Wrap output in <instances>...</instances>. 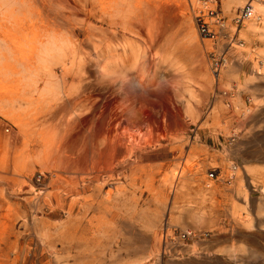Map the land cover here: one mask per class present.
Here are the masks:
<instances>
[{
  "label": "rangeland",
  "instance_id": "374dc122",
  "mask_svg": "<svg viewBox=\"0 0 264 264\" xmlns=\"http://www.w3.org/2000/svg\"><path fill=\"white\" fill-rule=\"evenodd\" d=\"M224 2L166 0L132 20L114 73L90 65L60 114L0 109V264H264V171L247 172L264 169V41L245 25L261 20L252 0ZM207 10L214 35L195 17ZM77 197L97 201L67 217Z\"/></svg>",
  "mask_w": 264,
  "mask_h": 264
},
{
  "label": "bare ground",
  "instance_id": "6f19581e",
  "mask_svg": "<svg viewBox=\"0 0 264 264\" xmlns=\"http://www.w3.org/2000/svg\"><path fill=\"white\" fill-rule=\"evenodd\" d=\"M224 1L227 10L231 4L244 2V0ZM165 2L166 0H0V109L16 106L19 110L23 108H20L21 105H25L28 111L34 106L43 108L49 105L46 115L60 114L70 104H74L71 101L72 94L82 86L80 82L86 76L90 65L93 68L101 67L102 71L100 69L94 71L101 72L102 75L109 76L114 73L112 69L115 68L116 63L110 59L118 52L114 41L119 34H134L135 26L133 27L132 20L136 21L137 18L144 17L153 22L158 16L156 10L163 8ZM252 6L255 17L257 20L260 18L261 23L249 21L245 25L248 30L258 33L264 41V7L259 0H252ZM122 45L125 52L127 47ZM140 53L142 54V51L137 50L134 55L137 57ZM257 55L262 56L263 61L260 65L254 63L253 72L264 73V48H259ZM125 56L128 57L125 53L121 55L122 61ZM57 71H60L61 75H58ZM67 74L72 77L70 83H66ZM84 88H88L87 84ZM30 114L31 111L26 113L27 119ZM45 114L43 111L40 115L43 117ZM40 115L36 120L42 119ZM62 118L60 120H64ZM26 122H23V125ZM6 169L7 165L4 161H0L1 172ZM247 172L254 174L256 169L254 171L249 167ZM175 176L179 178L180 174H174V178ZM229 178L231 179V176ZM251 182L254 183L255 179ZM182 187L183 185L179 184L178 188ZM260 190L264 200V185ZM53 195L56 197L57 194L53 193ZM77 200L78 197L72 199L65 209L67 217H71L74 205L87 212L97 201L95 197ZM55 201L59 203V208H64L61 195L55 198ZM185 232L191 235L190 231ZM237 250V248L231 249L233 252ZM187 251L192 252L191 246L187 247ZM147 254L145 251V255ZM148 257L149 255L144 259Z\"/></svg>",
  "mask_w": 264,
  "mask_h": 264
},
{
  "label": "built area",
  "instance_id": "2783aa9c",
  "mask_svg": "<svg viewBox=\"0 0 264 264\" xmlns=\"http://www.w3.org/2000/svg\"><path fill=\"white\" fill-rule=\"evenodd\" d=\"M248 7L249 6L247 5V6L243 7L242 9H240L239 11L236 12V18L233 20L235 25L236 24L239 25L243 21V19H246V18L250 17V13L251 12H250ZM195 17H196L197 21L199 22V27H200L199 30L201 31V33L205 30L204 33L207 32L209 34L210 29H208V26H207V23H206L207 21L205 20L207 18L214 17V22L217 25H213V26H215V27L219 26V28L222 27V26H220V23H219L220 22V18L217 16L216 12H212L211 10H207L205 15L195 16ZM210 32H211L210 34L214 35V32L213 33H212V31H210ZM209 177H212L211 173L209 174Z\"/></svg>",
  "mask_w": 264,
  "mask_h": 264
},
{
  "label": "crops",
  "instance_id": "0c3cea01",
  "mask_svg": "<svg viewBox=\"0 0 264 264\" xmlns=\"http://www.w3.org/2000/svg\"><path fill=\"white\" fill-rule=\"evenodd\" d=\"M248 167H250V166H248ZM251 168H253L254 171H255V169H256V172H260V171L263 170V169H259V168H261V167H257V168H256L255 166H254V167L251 166Z\"/></svg>",
  "mask_w": 264,
  "mask_h": 264
}]
</instances>
